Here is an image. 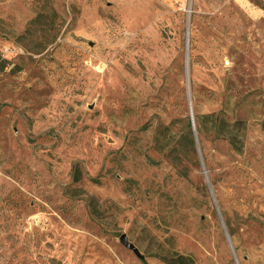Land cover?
<instances>
[{
  "label": "rangeland",
  "instance_id": "obj_1",
  "mask_svg": "<svg viewBox=\"0 0 264 264\" xmlns=\"http://www.w3.org/2000/svg\"><path fill=\"white\" fill-rule=\"evenodd\" d=\"M143 229L264 264V0H0V264H162Z\"/></svg>",
  "mask_w": 264,
  "mask_h": 264
},
{
  "label": "trees",
  "instance_id": "obj_2",
  "mask_svg": "<svg viewBox=\"0 0 264 264\" xmlns=\"http://www.w3.org/2000/svg\"><path fill=\"white\" fill-rule=\"evenodd\" d=\"M109 204L113 209V218H117L122 214V210L113 205V203L109 201H103L100 205L98 203H90L89 204V213L93 217L94 214H98L101 216L104 212L100 211V207L103 205ZM93 206V208H92ZM95 207V208H94ZM99 209H98V208ZM143 232L146 233V236L140 237L138 236L135 239L134 247L137 251L141 250L145 254H148L158 260L162 264H193L190 259L187 257L178 254L175 251L167 249L154 235L148 233L145 229Z\"/></svg>",
  "mask_w": 264,
  "mask_h": 264
},
{
  "label": "water",
  "instance_id": "obj_3",
  "mask_svg": "<svg viewBox=\"0 0 264 264\" xmlns=\"http://www.w3.org/2000/svg\"><path fill=\"white\" fill-rule=\"evenodd\" d=\"M120 243L126 249L132 251L134 254H137V252H138L137 249L133 245L128 243L127 238H126L125 235L120 237Z\"/></svg>",
  "mask_w": 264,
  "mask_h": 264
}]
</instances>
